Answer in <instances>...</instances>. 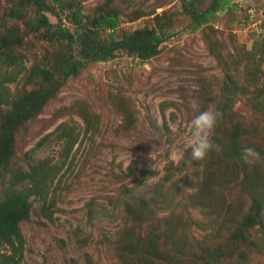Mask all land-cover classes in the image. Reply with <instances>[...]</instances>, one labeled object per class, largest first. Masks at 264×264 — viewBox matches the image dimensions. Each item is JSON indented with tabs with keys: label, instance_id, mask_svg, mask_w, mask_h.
Listing matches in <instances>:
<instances>
[{
	"label": "rangeland",
	"instance_id": "rangeland-1",
	"mask_svg": "<svg viewBox=\"0 0 264 264\" xmlns=\"http://www.w3.org/2000/svg\"><path fill=\"white\" fill-rule=\"evenodd\" d=\"M37 1L0 0V140L14 100L47 93L13 133L0 199L12 174L30 165L53 179L45 205L31 197L30 217L18 225V264H198L193 257L214 248L220 264H264V0H228L199 27L184 0ZM190 1L197 12L212 0ZM108 8L118 13L115 42L172 14L159 53L142 60L117 48L84 61L78 42L42 23L77 14L81 22L61 25L81 32ZM97 31L94 43L108 44V31ZM74 60L82 61L77 73L53 89L61 65ZM193 101L223 114L203 161L191 160ZM244 146L261 155L252 167L240 159ZM182 158L194 170L184 173ZM190 175L198 183L181 200Z\"/></svg>",
	"mask_w": 264,
	"mask_h": 264
},
{
	"label": "trees",
	"instance_id": "trees-1",
	"mask_svg": "<svg viewBox=\"0 0 264 264\" xmlns=\"http://www.w3.org/2000/svg\"><path fill=\"white\" fill-rule=\"evenodd\" d=\"M36 3H39L35 0ZM228 0H212L209 5L201 10L194 12L192 9V3L190 0L183 2L184 12L191 14L193 19V24L199 27L201 24L206 22L211 16L222 11L227 5ZM60 10H62V5L58 4ZM50 12H53L50 10ZM140 13H135V16H140ZM147 14V13H146ZM56 17L58 15L56 13ZM164 22L158 20L159 16H156V25L150 29L145 26L141 30L136 29L129 35H123V39L115 42L114 32L119 24L118 13L116 11L110 12L109 8L104 9L96 18L88 20V27L83 31L70 32L67 28L62 27L61 22L72 23V19L76 22H81V18L74 14L73 17L67 15L56 25H52L45 16L42 17V23L47 27H56V31L59 36L69 42H78L80 46V56L84 61H100L106 57H111L117 48H123L128 52H131L138 56L142 60H147L156 56L159 53V46L168 38V35L164 32V27H171L173 25L174 19L172 14L166 16L163 14ZM66 23V24H67ZM97 30L108 31V44L94 43V38L90 36L93 34L96 36ZM81 60H74L70 63H65L61 65L60 70L62 78L57 80L53 89L58 90L65 80L70 76L75 75L78 69L81 67ZM6 80L12 81L15 77L11 73H5ZM47 94V93H46ZM46 94L42 97L40 94L38 96H25L20 97L12 102L11 111L6 115L5 121L1 125L3 139L0 140V171L5 169L9 163V159L12 156V146L14 144L13 133L15 129L22 124V122L27 121L29 118L33 117L37 111L44 105L46 101ZM40 96V97H39ZM216 131L218 128L216 127ZM63 136V133L61 134ZM48 136H45L39 143L38 146H42L47 141ZM74 140L67 143L65 147V155L69 154L70 148L73 146ZM146 159L140 160L130 165L129 172L136 171V165L142 163L146 165ZM189 159L182 158L180 165L185 170L191 168L192 166L187 165ZM27 171H18L12 174V177L8 179L10 191L6 193L3 199H0V264H18L22 260L23 256V240L19 230V223L29 219L31 212V204L29 199L31 197H37L43 201V206L46 203L48 188L53 182V179L44 173L46 169H43L42 164H34L28 167ZM179 166H175V170H178ZM183 170V169H181ZM211 170H214L212 168ZM210 170V171H211ZM154 173V172H153ZM142 174L144 176H149L152 174L151 170H143ZM2 172H0V177ZM195 175H190L185 181L183 192H179L181 200L184 199L186 195V189L190 186L198 183L195 180ZM27 183L28 186L17 189L23 183ZM198 191V189H197ZM197 191L191 195L197 196ZM153 198H160L163 200L161 194L154 193ZM218 199L215 196V200ZM194 200V199H193ZM164 201V200H163ZM189 202V201H188ZM196 203V201H195ZM189 203H183L181 206L184 209L192 208L188 206ZM197 204V203H196ZM232 208V207H231ZM231 211V209H230ZM194 218H190L189 221H193ZM175 241V239H174ZM177 244L178 240L176 239ZM214 249H207L204 253L193 257V260L198 264H220V251Z\"/></svg>",
	"mask_w": 264,
	"mask_h": 264
},
{
	"label": "clouds",
	"instance_id": "clouds-1",
	"mask_svg": "<svg viewBox=\"0 0 264 264\" xmlns=\"http://www.w3.org/2000/svg\"><path fill=\"white\" fill-rule=\"evenodd\" d=\"M191 107L197 111V114L190 122L191 127V160L203 161L213 150L212 135L223 114L215 109L199 111L195 101L191 103ZM240 159L249 167L254 166L261 160L260 153L251 146H244L240 151ZM191 160L188 163H191Z\"/></svg>",
	"mask_w": 264,
	"mask_h": 264
}]
</instances>
